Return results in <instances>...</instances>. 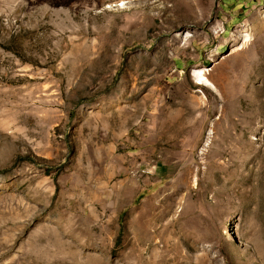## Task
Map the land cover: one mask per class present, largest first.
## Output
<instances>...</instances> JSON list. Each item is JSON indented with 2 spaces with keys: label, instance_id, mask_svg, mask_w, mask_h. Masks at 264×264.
Wrapping results in <instances>:
<instances>
[{
  "label": "rangeland",
  "instance_id": "obj_1",
  "mask_svg": "<svg viewBox=\"0 0 264 264\" xmlns=\"http://www.w3.org/2000/svg\"><path fill=\"white\" fill-rule=\"evenodd\" d=\"M263 50L264 0H0V264H264Z\"/></svg>",
  "mask_w": 264,
  "mask_h": 264
},
{
  "label": "bare ground",
  "instance_id": "obj_2",
  "mask_svg": "<svg viewBox=\"0 0 264 264\" xmlns=\"http://www.w3.org/2000/svg\"><path fill=\"white\" fill-rule=\"evenodd\" d=\"M164 1V0H163ZM173 1V3L175 4V2H177L178 0H172ZM177 4V3H176ZM173 7V6H172ZM174 9V8H173ZM164 10H171V7L170 8H167V7H165V9ZM263 40V39H262ZM260 43V42H259ZM252 44V43H251ZM250 44V45H251ZM259 45V44H258ZM256 50V49H255ZM262 50V49H261ZM260 50V51H261ZM258 51V50H257ZM264 51V50H263ZM244 53V52H243ZM258 53V52H257ZM260 53V52H259ZM242 56H244V55H242ZM245 58V56L243 57V59ZM248 59V61H245V59L244 60H242V57H241V62H244L245 61V65L246 66H248V68H246V71H248V70H250V68H251V66H253V67H255V69H254V75L252 76L251 75V70L249 71L250 72V74L249 73H244V74H248V75H251L253 78H254V80H255V84H256V82H259L260 81V79L262 78L261 77V75H264V52H263V54H260V56L257 58V59H251V58H247ZM240 62V63H241ZM240 63H239V65H240ZM244 65V66H245ZM234 66V65H233ZM250 66V67H249ZM253 71V70H252ZM246 77V76H245ZM250 81H251V79H250ZM262 81V80H261ZM243 83H245L244 81H243ZM262 83V82H261ZM253 84V83H252ZM261 86H262V84H261ZM247 87V86H246ZM256 87V86H255ZM259 87V86H258ZM260 88V87H259ZM253 88H251V90H252ZM258 89V88H257ZM261 92V91H260ZM264 92V91H263ZM260 94V93H259ZM257 95V94H256ZM187 190H188V188H187ZM183 224V223H182ZM184 225V224H183ZM182 225V226H183ZM178 226V225H177ZM179 227V226H178ZM176 228V227H175ZM185 229H188V228H185ZM178 231V230H177ZM176 231V232H177ZM179 232V231H178ZM159 233V232H158ZM180 233H181V231H180ZM186 233H187V231H186ZM162 234V233H161ZM170 235V234H169ZM172 235V234H171ZM160 236V235H159ZM175 236V235H174ZM158 237V236H157ZM173 237V236H172ZM190 237V236H189ZM166 238H168V237H166ZM185 238V237H184ZM184 238H183V241H184ZM188 238V237H187ZM192 238V237H191ZM195 238V237H194ZM172 239V238H171ZM179 239V238H178ZM191 240V239H190ZM160 241V240H159ZM181 241V240H180ZM182 241V242H183ZM197 241H198V239H197ZM169 241H167V243H168ZM159 243V242H158ZM162 243V242H161ZM166 243V244H167ZM172 243V242H171ZM174 243V242H173ZM155 245V244H154ZM168 245V244H167ZM167 245H165L164 246V248H163V250H162V252H161V261H164V260H166L167 261V259L169 260V258L170 259H172V260H182V259H188V257H190V256H184V257H182V258H180L181 257V255L179 254V250H180V247H179V245H178V242H177V244H173V246H172V244H171V246L170 247H167ZM152 246V245H151ZM156 246V245H155ZM157 247H158V245H157ZM181 247H182V245H181ZM159 248V247H158ZM195 248V247H194ZM152 249H153V246H152ZM156 249V248H155ZM157 250V249H156ZM159 250V249H158ZM152 252V251H151ZM154 253V252H153ZM133 257V256H132ZM151 257V256H150ZM136 258V257H135ZM152 258V257H151ZM138 259V258H137ZM154 259V258H153ZM152 259V260H153ZM159 259V258H158ZM141 260V259H140ZM156 260H157V258H156ZM171 260V261H172ZM159 261V260H158ZM171 261H169V262H171ZM136 262V261H135ZM155 262V261H154ZM151 263V262H150ZM174 263V262H173ZM136 264V263H135ZM161 264V263H160ZM164 264V263H163ZM167 264V263H166ZM175 264V263H174ZM187 264V263H186Z\"/></svg>",
  "mask_w": 264,
  "mask_h": 264
}]
</instances>
